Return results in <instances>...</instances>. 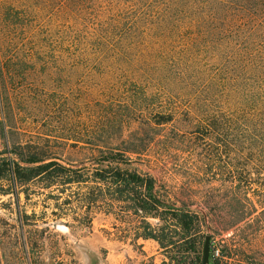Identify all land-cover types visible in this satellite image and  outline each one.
Segmentation results:
<instances>
[{
  "label": "rangeland",
  "instance_id": "rangeland-1",
  "mask_svg": "<svg viewBox=\"0 0 264 264\" xmlns=\"http://www.w3.org/2000/svg\"><path fill=\"white\" fill-rule=\"evenodd\" d=\"M71 14L61 0H0V33L71 32ZM3 40L0 152L28 145L42 157L81 167L99 158L104 146H145L144 155L126 157L156 178L162 196L188 199L199 207L204 238L195 247L184 243L162 249L155 240H134L132 233L123 232L128 222H141L132 214L120 215L122 221L100 210L89 215L86 208L62 205L78 191L76 186L60 194L34 182L27 193L15 195L2 192L8 186L3 181L0 264H200L208 234L211 250L219 251L213 264H264V159H254L251 152L254 131L264 132V63L254 58L229 60V48H208L220 66L217 77L237 88L222 97L224 105L212 115L219 121L216 132L202 124L211 115L186 113L189 109L181 102V110L172 115L167 97L126 103V88H151L147 66L40 61L31 59L27 49L15 54ZM113 85L122 88L112 91ZM98 134L104 144L94 139ZM60 208L67 209L66 216ZM147 221L157 225V220Z\"/></svg>",
  "mask_w": 264,
  "mask_h": 264
},
{
  "label": "trees",
  "instance_id": "trees-1",
  "mask_svg": "<svg viewBox=\"0 0 264 264\" xmlns=\"http://www.w3.org/2000/svg\"><path fill=\"white\" fill-rule=\"evenodd\" d=\"M61 1L75 15L71 32L39 29L22 33L12 29L0 33V42L5 38L6 46L15 54L27 49L31 59L40 61L71 59L76 65L115 61L129 67L147 66L153 81L149 82L151 88H126V103L132 98L167 97L172 103V115L181 110L178 102L188 107L186 113L211 115L202 121L207 130L218 132L219 121L212 115L224 105L222 97L237 89L225 78L217 77L220 66L214 56H209L208 48H229V60L254 58L264 63V0ZM233 49L237 51L230 53ZM15 56L13 60H17ZM119 88L122 87L113 85L111 90L119 92ZM127 108L138 109L136 104H127ZM254 133L252 156L264 159V132ZM94 139L104 144L100 134ZM118 146L121 145L104 146L99 158L81 167L64 164L53 156L42 157L28 145L6 148L0 152V183H8L2 192L27 193L34 182H39L41 189L54 188L60 194L76 186L78 191L62 205L86 208L89 215L100 210L120 219V215L132 214L141 222H128L123 232L132 233L134 240L152 239L162 249L184 243L199 245L204 238V216L199 207L188 199L174 196L172 201L170 195L162 196L156 178L133 166L134 161L126 153L144 155L145 146ZM54 197L58 201L60 196ZM60 211L66 216V208ZM147 219L157 220V225L152 226ZM211 255L215 259L212 251Z\"/></svg>",
  "mask_w": 264,
  "mask_h": 264
},
{
  "label": "water",
  "instance_id": "water-1",
  "mask_svg": "<svg viewBox=\"0 0 264 264\" xmlns=\"http://www.w3.org/2000/svg\"><path fill=\"white\" fill-rule=\"evenodd\" d=\"M210 243H211V236L208 234L205 236L203 250H202V260L200 264H213Z\"/></svg>",
  "mask_w": 264,
  "mask_h": 264
},
{
  "label": "built area",
  "instance_id": "built-area-1",
  "mask_svg": "<svg viewBox=\"0 0 264 264\" xmlns=\"http://www.w3.org/2000/svg\"><path fill=\"white\" fill-rule=\"evenodd\" d=\"M211 251L214 253V257H218V255H219V251L218 250L213 249Z\"/></svg>",
  "mask_w": 264,
  "mask_h": 264
}]
</instances>
